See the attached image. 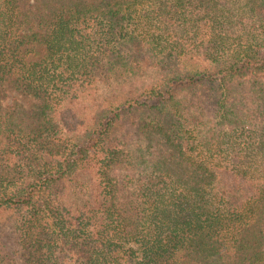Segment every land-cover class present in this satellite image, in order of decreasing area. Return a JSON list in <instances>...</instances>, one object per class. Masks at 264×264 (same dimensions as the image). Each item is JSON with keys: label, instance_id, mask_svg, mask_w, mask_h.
Here are the masks:
<instances>
[{"label": "trees", "instance_id": "16d2710c", "mask_svg": "<svg viewBox=\"0 0 264 264\" xmlns=\"http://www.w3.org/2000/svg\"><path fill=\"white\" fill-rule=\"evenodd\" d=\"M68 261L264 264V0H0V264Z\"/></svg>", "mask_w": 264, "mask_h": 264}, {"label": "rangeland", "instance_id": "374dc122", "mask_svg": "<svg viewBox=\"0 0 264 264\" xmlns=\"http://www.w3.org/2000/svg\"><path fill=\"white\" fill-rule=\"evenodd\" d=\"M139 82H144V83H151L152 79L151 78H145V79H140L136 81V83ZM130 83H127L125 85V88L121 89V85L118 84V87L112 88V87H107L106 85H102L100 87V90L92 97H82L78 99L77 102L71 104V105H66L65 107H62L57 115H56V120L60 122L61 124H64L66 122L70 123H75L76 128L78 130L75 132H79L80 129V124L79 121L83 120L87 123H93V118L94 114L98 110V104L102 103L104 105H107L109 101L113 100L114 97L118 94H124L125 91H127L130 87ZM116 89V90H115ZM122 92V93H121ZM11 95H15V93H12ZM122 96V95H121ZM30 103V99H26ZM10 102V99L7 100ZM75 120V121H74ZM75 129V128H74ZM120 131V129H119ZM124 138L128 140V136L126 134L124 135ZM228 183L230 181L228 180ZM230 188L232 187V184H230ZM229 187V186H227ZM130 189H124V194H122V199H129L131 196V193L129 192ZM66 264H79L78 262L75 261H68Z\"/></svg>", "mask_w": 264, "mask_h": 264}]
</instances>
